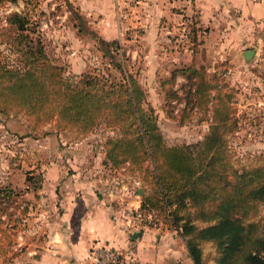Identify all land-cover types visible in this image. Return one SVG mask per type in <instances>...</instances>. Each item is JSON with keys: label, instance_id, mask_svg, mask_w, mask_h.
<instances>
[{"label": "rangeland", "instance_id": "1", "mask_svg": "<svg viewBox=\"0 0 264 264\" xmlns=\"http://www.w3.org/2000/svg\"><path fill=\"white\" fill-rule=\"evenodd\" d=\"M112 2L107 10L96 7L94 14L76 0H0V70L20 65L19 48L40 40L49 61L72 84H81L85 74L133 83L168 147L202 142L217 103L212 99L225 98L236 117L226 135L234 166L262 165L264 23L253 25L256 38L251 39L238 33L236 20H203L197 6L179 2L152 14V6L140 0ZM13 13L25 17L26 31L7 22ZM247 50L256 51L249 60ZM202 75L217 88L196 91ZM125 130L109 125L104 116L91 129L66 125L40 110V104L21 105L0 78V264L13 263L22 252L20 242L51 241L58 216L54 193L76 188L78 179L84 186L77 190L88 183L94 197L132 221L131 229H159L187 241L157 210L142 209L143 203L160 205L159 187L146 170L149 162L110 160L109 149ZM261 210L264 215V206ZM187 212L194 209L181 215ZM194 223L200 228L210 224ZM127 241H133L130 233ZM201 246L206 264H215V244Z\"/></svg>", "mask_w": 264, "mask_h": 264}, {"label": "trees", "instance_id": "2", "mask_svg": "<svg viewBox=\"0 0 264 264\" xmlns=\"http://www.w3.org/2000/svg\"><path fill=\"white\" fill-rule=\"evenodd\" d=\"M7 22L20 32L28 27L20 13H13ZM24 45L19 48L20 65L8 64L0 70V78L20 97V104H40V110L52 112L66 125L84 124L91 129L104 116L109 125L126 129L109 149L110 160L114 164L149 162L151 168L146 170L154 175L159 187L160 205L147 207L143 203L142 209L157 210L170 221L171 228L187 238L195 264H206L201 246L204 242L215 244V264H264V163L254 168L234 166L226 135L236 117L225 98L212 99L217 103L202 142L168 147L149 110L141 107L139 90L133 83L105 74H85L81 84H72L64 70L49 61L40 40L36 46ZM102 50L109 52L105 47ZM199 79V93L217 88L204 75ZM189 208L194 213L181 215ZM195 220L210 224L200 228Z\"/></svg>", "mask_w": 264, "mask_h": 264}, {"label": "crops", "instance_id": "3", "mask_svg": "<svg viewBox=\"0 0 264 264\" xmlns=\"http://www.w3.org/2000/svg\"><path fill=\"white\" fill-rule=\"evenodd\" d=\"M84 9L102 7L107 10L112 0H76ZM142 5L152 6V14L165 12L167 7L183 3L188 8L197 6L203 20L218 18L240 23L239 34H252L256 22L264 23V1L253 0H140ZM154 7V8H153ZM101 11V10H99ZM90 12V11H89ZM95 14V13H94ZM242 36V35H241ZM246 52V51H245ZM88 181V180H87ZM77 180L76 188L56 191L58 216L51 225V241H23L22 252L14 256L12 264H92L91 249L108 244L134 256L141 264H195L186 241L159 229L137 232L131 229L132 221L119 216L89 190H77L84 186ZM115 216V217H113ZM130 233L133 241H127ZM135 233L138 236L133 238ZM138 237V238H137ZM137 238L136 241H134Z\"/></svg>", "mask_w": 264, "mask_h": 264}, {"label": "built area", "instance_id": "4", "mask_svg": "<svg viewBox=\"0 0 264 264\" xmlns=\"http://www.w3.org/2000/svg\"><path fill=\"white\" fill-rule=\"evenodd\" d=\"M122 16L126 17L125 15ZM151 214L156 215V212L154 211ZM90 254L92 264H141L135 257L128 256L122 249L108 244L94 246Z\"/></svg>", "mask_w": 264, "mask_h": 264}, {"label": "water", "instance_id": "5", "mask_svg": "<svg viewBox=\"0 0 264 264\" xmlns=\"http://www.w3.org/2000/svg\"><path fill=\"white\" fill-rule=\"evenodd\" d=\"M256 51L255 50H247L245 52V56H246V59L249 60L251 59L254 55H255ZM139 233H135L133 235V238H135L136 236H138Z\"/></svg>", "mask_w": 264, "mask_h": 264}]
</instances>
